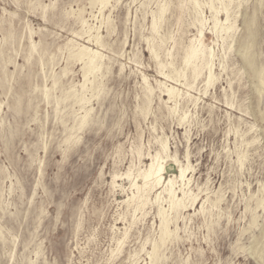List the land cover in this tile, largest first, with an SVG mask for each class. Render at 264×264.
<instances>
[{
	"label": "rangeland",
	"instance_id": "rangeland-1",
	"mask_svg": "<svg viewBox=\"0 0 264 264\" xmlns=\"http://www.w3.org/2000/svg\"><path fill=\"white\" fill-rule=\"evenodd\" d=\"M164 1L170 7L155 32L152 12ZM240 1L232 4L234 40L223 42L210 21L202 35L215 53L214 84L207 86L205 75L192 89L174 82L183 95L171 111L151 47L163 61L173 51L182 66L184 47L198 34L189 0H110L104 8L98 0H0V264H148L147 250L160 237L157 207L134 213L124 202L130 182L118 178L116 187L111 178L144 168L157 138L181 162L167 161V179L189 155L194 169L186 190L199 198L182 211L158 264H264V88L257 74L264 71V0ZM79 13L100 25L106 66L88 104L90 122L71 132L81 112L71 88L84 78L67 43L92 45L77 34ZM143 75L155 88L148 110Z\"/></svg>",
	"mask_w": 264,
	"mask_h": 264
},
{
	"label": "bare ground",
	"instance_id": "bare-ground-1",
	"mask_svg": "<svg viewBox=\"0 0 264 264\" xmlns=\"http://www.w3.org/2000/svg\"><path fill=\"white\" fill-rule=\"evenodd\" d=\"M93 1H97V0H93ZM98 1H100L102 3L101 5H103V8L106 5H108V3H110L109 2L110 0H98ZM178 1L179 0H177V2ZM189 1L193 7V12H192L193 13V22L192 23H193V26L197 27L198 34L195 35L193 38H191L189 43L187 45H185L184 54L182 56V66L180 68H178L176 66V63H175L176 59L174 60V55L172 54L173 51L171 52V50H168V53H166L167 55H165L166 57L167 56L170 57L171 61H168V60L163 61L162 59H160V54H159L158 50L155 48L156 45H153L151 47V51H152L155 59L157 60L158 72L161 75H163L165 78V80H156L157 84H158V89L161 93L165 94V96L166 95L168 96L166 103L169 101H172L174 103L173 104L174 106H171V107L169 106L171 111H174V109L176 108V105H178V102H179L181 95H183L181 93L182 92L181 89L177 85H175L174 82L181 83V81L185 80V81H183L184 84L188 86V89L189 88L192 89V88H194L196 81L202 75H205L204 81L207 84V86L214 84L215 79H217V76L214 75V73H213L214 71H212L213 64L215 67V63H213L214 58H215V53L211 47H209L208 45H206L204 43L203 38H202L203 32L206 29L205 27L207 26L208 21H210V25L208 28L212 32H214L216 35L220 36V38L222 39L223 42L227 41L230 38L232 40H234V36H235L236 28H237V26L235 25V21H233V18H232L233 17L232 16V6H234L232 4L235 2V0H217L218 2H220L219 5L216 4V2H215L216 0H209L207 3L204 0L205 3L208 4V7H209L211 14H212L210 19H208L206 17V15H204V12L202 10L203 9L202 5L204 3L202 4L201 0H189ZM164 2H166V1H164ZM240 2L241 1L239 0L238 7H241ZM168 7H170V5H168V3L166 2L164 4H161L157 11L152 12L153 13V24H152L153 31H155V32L158 31L159 21L163 20L164 14H166L165 12L167 11ZM239 9H241V8H239ZM222 12L225 13L224 18H222L220 16V14ZM78 17H80V22H81L80 24H82L83 28H82V33H77V34L80 36H83L85 34L88 37V41L91 42L92 45L86 44V43L74 42L72 40H69V43L72 42L71 45L69 43H67V45L69 47V51H70V56L74 59V61L76 60L82 64L83 78H84V81H82V83H80L79 85H74V87L71 88L72 92H73V96L76 99L75 102L79 104V106H80L79 110L81 111L76 115L77 124L70 128L71 132L75 129L83 130L84 127L90 122L93 107H89L88 104L90 103L91 98L93 96H95L94 84L96 82L97 74L100 71H102L104 69V67L106 66V63H105L106 55L102 52V49H101L105 45H104V41H103V35L99 31L100 25L98 27H96V26L89 24L88 20L85 19L82 16V14H80ZM238 17H239V15H238ZM109 22H110V19H109ZM31 32H32V30H31ZM205 37H206V35H205ZM235 39H236V37H235ZM210 41H212V40H210ZM161 42L164 44L165 40L162 39ZM156 44H157V42H156ZM176 44L177 43L175 42V47L177 46ZM159 46H161V44ZM31 47H32V51L37 49V43H35L33 40H31ZM223 51H224V49H223ZM166 57H165V59H166ZM168 68H169V70H168ZM66 70L67 69L65 68L64 73L66 72ZM189 72L191 74L190 76L192 77L191 81L189 80ZM257 74L259 77L261 87L263 89L264 88V71H259V72H257ZM90 76H93V79H91ZM143 80L145 82L146 90H147V97L146 98L148 100L147 105H149L147 107V110H148V108L150 107V104L152 102V95L155 92V88H153L150 85V83H148V78L146 75H143ZM89 81L91 83V87L87 85V83ZM184 84H182V85H184ZM95 85H97V84H95ZM78 86H80V88H77ZM45 90L47 91V87L45 88ZM88 90L92 91L91 97H88L86 94ZM206 90L207 89H205V91H204L205 94H207ZM46 95L48 96L47 92H46ZM185 96H187L188 100H191L194 105L198 104L197 103L198 96L195 97L188 91L186 92ZM178 108H179V106H178ZM188 115L189 114H187V116ZM180 118H181V115H180ZM180 118H179V120H180ZM253 129L254 128H252V130ZM238 130H237V132H238ZM243 133H241V134L244 135ZM73 135L74 134L71 133L70 136H68L66 138V141H70V139L73 137ZM237 136H239V135H237ZM241 137H243V136H241ZM256 138H254V139H256ZM245 139H246V137H245ZM257 140H256V142H257ZM168 141H169V139H168ZM156 143L159 145V147L155 150V152H148L147 153L148 158L150 159V162L148 164H146L144 168L138 167L134 170L133 166H131L124 173L115 172L111 178L112 184H114V186H116V187H117L116 181L118 178L128 179V181L130 182V193L127 194V197L124 200V202L127 204L128 208L132 209V211L134 213H136L137 211H141V213L143 212V214H145L146 213V207L148 205L157 207V213H158V216L160 217V221H161L160 231H159L160 237H159V239L155 238V240L152 243V245H153L152 249L147 250V255L150 259V262L148 264H158V262L160 261L162 255H163L162 254L163 247L165 246V244L169 240H171L172 238H174L177 235V231H178L177 221H178L182 211L184 209H187L188 207H193L195 205L197 199H199L197 194H194L191 191L186 190V187H190L189 182H190L191 178L189 177V175H190L191 170L194 169V167H193L194 165L190 164L189 155L187 154L188 162L186 163V165H182V164L179 165L178 175L175 177H170L167 179V177L165 176L167 161H169V160H174L175 162H180V161L178 160L176 154H172V152L169 151L170 147H168L169 144L167 143L166 140H164L163 138H157ZM247 143L249 145V143H251V142H247ZM243 144H244V142H243ZM251 144H253V141ZM245 145H247V144H245ZM248 145H247V148H248ZM240 148H241V146H240ZM237 149H239V147ZM243 152L244 151L242 150V153ZM188 153H189V151H188ZM136 155H138L139 158H141L145 154L142 152V150L140 148H136ZM245 158H246V156H245ZM247 159H248V156H247ZM240 161L242 162V157H240ZM240 161H239V163H240ZM242 163H240L241 166H242ZM177 164H179V163H177ZM179 181H181V183L177 186V183ZM208 200H209V196H207L206 199H204V202L202 203V207H201L202 212L205 210L204 204ZM220 200H221V197H217V200L215 202H213L214 203L213 205H216L218 202H220ZM260 200H261V198H260ZM260 200H259V202H260ZM164 202L166 203L165 205L163 204ZM263 203H264V200H261L260 204H263ZM210 205H211V203H210ZM259 206H261V205H259ZM257 207H258V205H257ZM128 208H127V210H128ZM256 214H258V213H256ZM256 214L254 215L255 218L257 216ZM182 217H183V215H182ZM255 218H254V220H255ZM134 222H135V219H134ZM173 223L175 225L174 229L172 228ZM253 223H255V221ZM225 229H226V227H225ZM129 232H130V230H129ZM127 234H129V233H127V231H125L124 236H123V240L120 241V244H122L124 242V239L126 238V236L128 237ZM144 247H145V245H143V249H144ZM137 253H139V252H137ZM136 254H133V255H136ZM261 260H262V258H261ZM30 264H34V262H31Z\"/></svg>",
	"mask_w": 264,
	"mask_h": 264
}]
</instances>
